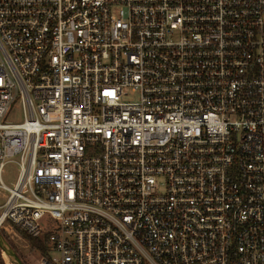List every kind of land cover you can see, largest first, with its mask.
Returning <instances> with one entry per match:
<instances>
[{
    "label": "built area",
    "instance_id": "built-area-1",
    "mask_svg": "<svg viewBox=\"0 0 264 264\" xmlns=\"http://www.w3.org/2000/svg\"><path fill=\"white\" fill-rule=\"evenodd\" d=\"M14 228L36 264H264V0H0Z\"/></svg>",
    "mask_w": 264,
    "mask_h": 264
},
{
    "label": "rangeland",
    "instance_id": "rangeland-1",
    "mask_svg": "<svg viewBox=\"0 0 264 264\" xmlns=\"http://www.w3.org/2000/svg\"><path fill=\"white\" fill-rule=\"evenodd\" d=\"M19 114L16 115V118ZM16 176V168L13 164H6L2 172V180L6 185H11ZM7 234L6 241L13 247V249L20 256L24 264H36L39 257V253L32 249L27 240H25L20 234ZM3 252L0 251V263L2 264H12L9 258L5 257ZM8 259V260H7Z\"/></svg>",
    "mask_w": 264,
    "mask_h": 264
},
{
    "label": "trees",
    "instance_id": "trees-1",
    "mask_svg": "<svg viewBox=\"0 0 264 264\" xmlns=\"http://www.w3.org/2000/svg\"><path fill=\"white\" fill-rule=\"evenodd\" d=\"M16 230V232L18 234H20L25 240L28 241L30 247L32 249H34L35 251H37L39 254L41 255H46L47 253V249H46V245L44 243L43 240L41 239H38V238H31V237H28L26 236L23 232L19 231L17 228H14ZM0 234L5 238L6 240V237H7V234L3 231V230H0ZM12 247V246H11ZM13 248V247H12ZM14 250V249H13ZM15 251V250H14ZM16 252V251H15ZM17 253V252H16ZM18 255V254H17ZM19 256V255H18ZM20 257V256H19ZM21 259V258H20ZM23 262V261H22ZM2 264V262L0 263Z\"/></svg>",
    "mask_w": 264,
    "mask_h": 264
},
{
    "label": "water",
    "instance_id": "water-1",
    "mask_svg": "<svg viewBox=\"0 0 264 264\" xmlns=\"http://www.w3.org/2000/svg\"><path fill=\"white\" fill-rule=\"evenodd\" d=\"M0 251L3 252L12 264H24L10 244L0 234Z\"/></svg>",
    "mask_w": 264,
    "mask_h": 264
},
{
    "label": "bare ground",
    "instance_id": "bare-ground-1",
    "mask_svg": "<svg viewBox=\"0 0 264 264\" xmlns=\"http://www.w3.org/2000/svg\"><path fill=\"white\" fill-rule=\"evenodd\" d=\"M2 254H4V253H2ZM5 255V254H4ZM5 257L7 258V256L5 255ZM8 260V259H7Z\"/></svg>",
    "mask_w": 264,
    "mask_h": 264
}]
</instances>
